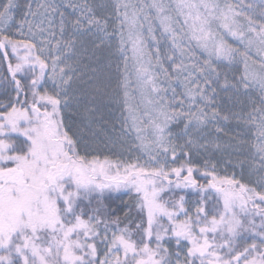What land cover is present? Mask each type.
Segmentation results:
<instances>
[{
	"label": "snow or ice",
	"instance_id": "snow-or-ice-1",
	"mask_svg": "<svg viewBox=\"0 0 264 264\" xmlns=\"http://www.w3.org/2000/svg\"><path fill=\"white\" fill-rule=\"evenodd\" d=\"M0 264H264V0H0Z\"/></svg>",
	"mask_w": 264,
	"mask_h": 264
}]
</instances>
